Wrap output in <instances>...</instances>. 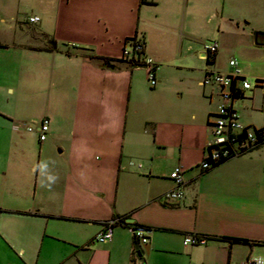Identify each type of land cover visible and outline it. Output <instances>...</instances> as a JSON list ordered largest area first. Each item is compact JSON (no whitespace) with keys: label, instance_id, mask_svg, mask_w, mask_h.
<instances>
[{"label":"crops","instance_id":"obj_1","mask_svg":"<svg viewBox=\"0 0 264 264\" xmlns=\"http://www.w3.org/2000/svg\"><path fill=\"white\" fill-rule=\"evenodd\" d=\"M207 1L219 0H0V264H245L258 253L264 144L204 171L220 97L202 82L208 69L230 73L231 59L263 80L264 30L214 25L209 65L201 36L217 6ZM135 37L160 66L154 89L123 61ZM233 108L244 127H264V89ZM45 118L41 142L28 126ZM177 167L185 198L168 203ZM122 218L148 228L149 242L123 224L96 242Z\"/></svg>","mask_w":264,"mask_h":264},{"label":"built area","instance_id":"obj_2","mask_svg":"<svg viewBox=\"0 0 264 264\" xmlns=\"http://www.w3.org/2000/svg\"><path fill=\"white\" fill-rule=\"evenodd\" d=\"M40 19L37 17L30 18L31 23H36ZM145 42L135 37L127 41L123 51V61L132 66H143L147 71V80L151 88H156L159 84L157 73L160 66L145 53ZM204 59L209 63L214 61L219 45L217 42L207 43L204 47ZM230 73H222L208 69L205 72V77L202 82L204 87L215 86L219 90L220 104L215 114L213 127V139L207 147V155L204 159L201 168L204 171L210 170L216 163L222 160H230L246 154L247 152L264 144V127L259 129H250L244 127L238 117V113L233 108L234 101L240 98L243 93L259 87L264 89V80L257 79L255 83L248 81L247 77L242 75L239 69L237 59H231ZM50 121L45 118L39 126H28V130L39 132L41 142L47 139L49 132ZM184 171L181 167H177L171 173V180L175 184L174 190L167 193L163 200L168 203H180L185 198V181ZM121 224V220H112L106 223L104 232L97 236L96 242L109 243L113 239L114 228ZM132 233L139 242L147 244L149 242L150 230L146 227L136 226L131 228ZM185 245L201 246L207 243L206 238L186 237ZM245 264H264L261 259H250Z\"/></svg>","mask_w":264,"mask_h":264},{"label":"rangeland","instance_id":"obj_3","mask_svg":"<svg viewBox=\"0 0 264 264\" xmlns=\"http://www.w3.org/2000/svg\"><path fill=\"white\" fill-rule=\"evenodd\" d=\"M205 3L206 1H202L203 15L205 12L204 9ZM207 3L212 6V11H211L212 13L214 12V4L217 6L216 7L217 18L214 22L209 24L210 26H212L209 32H206L204 28L202 29L201 39L203 43L214 42L215 40L214 37H216V34L218 36V32L214 31L213 29L214 25L224 26V25H230L231 22L232 23L239 22L243 27H245V24L250 22L251 20L252 23L255 26H257V28H261L264 30V0H227V1L219 0V1H207ZM222 9H225L223 15H222ZM242 54H243L242 58H244V62H247V60L253 57L252 52L249 48L243 49ZM238 61L241 63L240 60ZM199 63L201 62L196 61V64ZM183 75L184 76L186 75V77H191V76L194 77L193 74L190 75L187 74L186 72H183ZM246 76L248 81L251 83H255L257 80L256 77L251 76L249 73ZM257 91H262V90L258 89ZM257 252L258 253H255L252 256V258L253 259L262 258L264 260V243H262L261 246L257 248Z\"/></svg>","mask_w":264,"mask_h":264},{"label":"trees","instance_id":"obj_4","mask_svg":"<svg viewBox=\"0 0 264 264\" xmlns=\"http://www.w3.org/2000/svg\"><path fill=\"white\" fill-rule=\"evenodd\" d=\"M129 40H130V39H129ZM129 40H128V41H129ZM215 60H216V57H215L214 61L209 62L208 64H209V65H214V64H215ZM105 63L108 64L109 61H105ZM226 161H227V160H222L221 162L216 163L213 167H217V166H219V165L225 163ZM120 220H121V225L123 224V225L131 226V225H128V224L125 222V219L122 218V219H120ZM133 227H136V225L131 226V228H133ZM234 241H237V242H245V243H247V241H241V240H234Z\"/></svg>","mask_w":264,"mask_h":264},{"label":"water","instance_id":"obj_5","mask_svg":"<svg viewBox=\"0 0 264 264\" xmlns=\"http://www.w3.org/2000/svg\"><path fill=\"white\" fill-rule=\"evenodd\" d=\"M140 68H141V67H140ZM127 223L132 224L133 221L129 219V220H127ZM138 248H139V246H138Z\"/></svg>","mask_w":264,"mask_h":264},{"label":"clouds","instance_id":"obj_6","mask_svg":"<svg viewBox=\"0 0 264 264\" xmlns=\"http://www.w3.org/2000/svg\"><path fill=\"white\" fill-rule=\"evenodd\" d=\"M50 179H54V178L50 177Z\"/></svg>","mask_w":264,"mask_h":264}]
</instances>
